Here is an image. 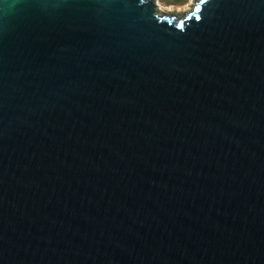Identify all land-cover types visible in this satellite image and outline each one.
Wrapping results in <instances>:
<instances>
[{
    "label": "water",
    "instance_id": "obj_1",
    "mask_svg": "<svg viewBox=\"0 0 264 264\" xmlns=\"http://www.w3.org/2000/svg\"><path fill=\"white\" fill-rule=\"evenodd\" d=\"M157 6L0 0V264H264V0Z\"/></svg>",
    "mask_w": 264,
    "mask_h": 264
},
{
    "label": "rangeland",
    "instance_id": "obj_2",
    "mask_svg": "<svg viewBox=\"0 0 264 264\" xmlns=\"http://www.w3.org/2000/svg\"><path fill=\"white\" fill-rule=\"evenodd\" d=\"M164 8L171 9L172 12H178L177 10L191 9L195 0H159ZM183 13V12H178Z\"/></svg>",
    "mask_w": 264,
    "mask_h": 264
},
{
    "label": "bare ground",
    "instance_id": "obj_3",
    "mask_svg": "<svg viewBox=\"0 0 264 264\" xmlns=\"http://www.w3.org/2000/svg\"><path fill=\"white\" fill-rule=\"evenodd\" d=\"M156 3L158 4V6H157V8L158 9H160V10H162V11H165V12H172V10L171 9H168V8H164L163 6H162V4L159 2V0H156ZM178 12H183V13H186V12H190V9L189 10H187V9H184V10H177Z\"/></svg>",
    "mask_w": 264,
    "mask_h": 264
},
{
    "label": "snow or ice",
    "instance_id": "obj_4",
    "mask_svg": "<svg viewBox=\"0 0 264 264\" xmlns=\"http://www.w3.org/2000/svg\"><path fill=\"white\" fill-rule=\"evenodd\" d=\"M140 4H146L149 2V0H139ZM201 3H204L205 0H200ZM194 11H200L199 5H197L194 9Z\"/></svg>",
    "mask_w": 264,
    "mask_h": 264
}]
</instances>
